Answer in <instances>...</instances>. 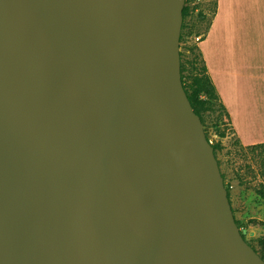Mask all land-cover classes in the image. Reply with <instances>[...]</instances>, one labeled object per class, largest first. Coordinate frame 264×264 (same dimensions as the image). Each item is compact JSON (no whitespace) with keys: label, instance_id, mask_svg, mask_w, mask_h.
I'll return each mask as SVG.
<instances>
[{"label":"water","instance_id":"95a60500","mask_svg":"<svg viewBox=\"0 0 264 264\" xmlns=\"http://www.w3.org/2000/svg\"><path fill=\"white\" fill-rule=\"evenodd\" d=\"M185 0H0V264H264L184 90Z\"/></svg>","mask_w":264,"mask_h":264},{"label":"crops","instance_id":"0c3cea01","mask_svg":"<svg viewBox=\"0 0 264 264\" xmlns=\"http://www.w3.org/2000/svg\"><path fill=\"white\" fill-rule=\"evenodd\" d=\"M194 36L232 135L264 143V0H214L206 31Z\"/></svg>","mask_w":264,"mask_h":264},{"label":"rangeland","instance_id":"374dc122","mask_svg":"<svg viewBox=\"0 0 264 264\" xmlns=\"http://www.w3.org/2000/svg\"><path fill=\"white\" fill-rule=\"evenodd\" d=\"M185 2L188 12L182 19L179 51L191 58L190 50L196 47L194 35L206 31L214 11V0ZM193 52L198 51L193 48ZM202 115L208 140L221 144L215 157L228 189L234 218L239 222L244 239L259 253L258 239L264 236V145L240 144L218 107L206 110Z\"/></svg>","mask_w":264,"mask_h":264},{"label":"trees","instance_id":"16d2710c","mask_svg":"<svg viewBox=\"0 0 264 264\" xmlns=\"http://www.w3.org/2000/svg\"><path fill=\"white\" fill-rule=\"evenodd\" d=\"M187 12H188V6L185 5L183 6L182 9L183 16H185ZM193 48L197 49L198 52L194 53ZM193 48L190 50L193 53L191 58L185 57V55L182 52H180L181 80L184 90L188 96V99L194 111L199 115L204 125V118L202 115L204 111L218 107L219 110L223 112V116L226 115V112L224 110L223 105L219 101V97L216 92L215 86L213 85L207 73V68L205 66L201 52L199 51L197 45L196 47ZM205 134L207 139H209L206 132ZM211 144L213 146L214 154H215V151L221 148V144L219 141ZM256 145H264V143H260ZM227 194L229 198L228 189H227ZM236 223L240 228L239 222L237 220ZM241 234L243 236L242 231ZM258 243L260 245L259 255L262 257V259H264V236L258 239Z\"/></svg>","mask_w":264,"mask_h":264},{"label":"built area","instance_id":"2783aa9c","mask_svg":"<svg viewBox=\"0 0 264 264\" xmlns=\"http://www.w3.org/2000/svg\"><path fill=\"white\" fill-rule=\"evenodd\" d=\"M192 4L194 5L195 2L192 3ZM200 40H201V37H200V36H194V41H195V43H198ZM209 142H210V140H209Z\"/></svg>","mask_w":264,"mask_h":264}]
</instances>
